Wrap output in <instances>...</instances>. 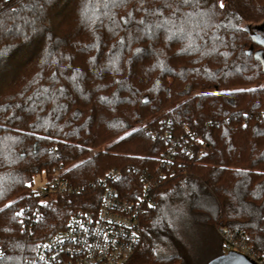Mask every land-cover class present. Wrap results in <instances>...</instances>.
<instances>
[{"label": "trees", "instance_id": "1", "mask_svg": "<svg viewBox=\"0 0 264 264\" xmlns=\"http://www.w3.org/2000/svg\"><path fill=\"white\" fill-rule=\"evenodd\" d=\"M0 53L2 264L98 209L111 170L155 201L128 264H187L189 225L264 241V0H0ZM42 174L75 192L41 199Z\"/></svg>", "mask_w": 264, "mask_h": 264}, {"label": "built area", "instance_id": "2", "mask_svg": "<svg viewBox=\"0 0 264 264\" xmlns=\"http://www.w3.org/2000/svg\"><path fill=\"white\" fill-rule=\"evenodd\" d=\"M179 146L172 140L170 158L174 157ZM189 155L194 154L185 147L181 149ZM120 174L116 170L107 172L98 182L104 190L98 209L85 211L71 216L66 225L41 241L38 245L34 264H128L135 255L142 234V215L146 202L155 205L146 192L137 201H128L115 187ZM75 192L68 181L60 174L48 180L45 187L36 193L41 199L48 195ZM40 215L37 208L33 214L23 215L24 229H32L31 219ZM264 233V222L262 224ZM219 235L226 253H241L264 264V241L256 245L243 231L219 228ZM48 247H45V246ZM0 256L5 252L0 249ZM2 264V260H0Z\"/></svg>", "mask_w": 264, "mask_h": 264}, {"label": "rangeland", "instance_id": "3", "mask_svg": "<svg viewBox=\"0 0 264 264\" xmlns=\"http://www.w3.org/2000/svg\"><path fill=\"white\" fill-rule=\"evenodd\" d=\"M51 179L52 178L49 179L46 177L45 174L36 176L33 179L31 190L38 193L45 187L48 180ZM177 236L181 242L179 247H183V250H185L187 264H204V262L209 258L208 256L210 255V250L222 252V255L226 253L224 250V243L219 235L218 229L210 225H206L204 229L201 227L197 228L196 224L193 227L189 225V229L187 231L179 228Z\"/></svg>", "mask_w": 264, "mask_h": 264}, {"label": "water", "instance_id": "4", "mask_svg": "<svg viewBox=\"0 0 264 264\" xmlns=\"http://www.w3.org/2000/svg\"><path fill=\"white\" fill-rule=\"evenodd\" d=\"M207 264H257L246 255L236 252H228L211 259Z\"/></svg>", "mask_w": 264, "mask_h": 264}, {"label": "snow or ice", "instance_id": "5", "mask_svg": "<svg viewBox=\"0 0 264 264\" xmlns=\"http://www.w3.org/2000/svg\"><path fill=\"white\" fill-rule=\"evenodd\" d=\"M184 3H189L190 0H183ZM220 7H224L223 4L219 5ZM0 55H2V53H0ZM72 81L75 83L78 80V77L76 75H74L73 77H71ZM62 91V90H61ZM23 215V210H21L20 212L16 213V216H22ZM45 247H48L47 245ZM0 260H3V257L0 256Z\"/></svg>", "mask_w": 264, "mask_h": 264}]
</instances>
